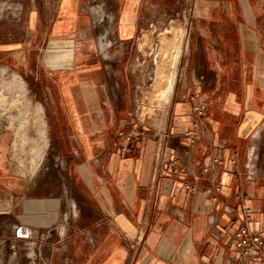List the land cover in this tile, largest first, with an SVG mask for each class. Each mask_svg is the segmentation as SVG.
<instances>
[{
	"label": "crops",
	"instance_id": "crops-1",
	"mask_svg": "<svg viewBox=\"0 0 264 264\" xmlns=\"http://www.w3.org/2000/svg\"><path fill=\"white\" fill-rule=\"evenodd\" d=\"M12 1L20 33L0 30V72L37 88L64 192L37 196L42 173L0 165V238L48 264H226L246 208L264 234V0ZM176 24L178 84L144 123L142 57Z\"/></svg>",
	"mask_w": 264,
	"mask_h": 264
},
{
	"label": "rangeland",
	"instance_id": "rangeland-1",
	"mask_svg": "<svg viewBox=\"0 0 264 264\" xmlns=\"http://www.w3.org/2000/svg\"><path fill=\"white\" fill-rule=\"evenodd\" d=\"M7 2L11 4L14 1L0 0V30H11L14 34H18L20 27L11 20H13V15L21 12V8L14 6L10 9L8 6L7 8L2 6L4 3L8 4ZM48 11H46L47 15ZM31 27L36 28L37 26L31 25ZM42 27L48 29L50 26L46 24ZM186 31V27L181 24L165 26V29L159 33L156 54L143 55L142 57L143 89L136 106L141 117L145 118L142 120L144 123L150 121L147 117L148 113L159 114L160 111H165L166 101L170 98L169 81L173 74H175L173 90L178 84ZM19 75L22 74L7 70L5 67L0 72V80L3 78V83L10 81L8 85H1L0 81V127L4 134L0 141V147L2 146L3 154H5V160H0V165L12 161L16 172L28 175L33 180H36L38 174L42 173V181L45 186L34 189V194L37 196L48 195L53 190L64 192L59 185L60 182L63 184L64 180L59 175V169L54 167L57 157L51 150L52 137L49 133L46 108L41 101H38L37 88H33L23 75L27 84L22 88H20L19 82L13 81L14 76H17L18 79ZM129 133L132 132L125 134ZM42 255L48 257L49 250H43ZM39 256L40 251L34 245H28L24 249L20 241L15 245L11 239L7 240L5 236L0 238V264H48L44 263Z\"/></svg>",
	"mask_w": 264,
	"mask_h": 264
},
{
	"label": "built area",
	"instance_id": "built-area-1",
	"mask_svg": "<svg viewBox=\"0 0 264 264\" xmlns=\"http://www.w3.org/2000/svg\"><path fill=\"white\" fill-rule=\"evenodd\" d=\"M206 108L207 103L204 101L193 104L194 128L199 127L200 118L204 116ZM184 136L189 137L192 143L196 142L199 137L197 133L191 135L189 132H184ZM136 137H140V133L132 132L124 135V139L129 143ZM214 161L219 164L222 163L219 158H214ZM205 169L208 170V167H205ZM181 171L185 172L186 169L182 167ZM189 187L195 189L194 185ZM245 221L246 223L240 225L233 233L232 246L235 254L231 256L226 264H264V234L250 227L252 209L249 207L245 209Z\"/></svg>",
	"mask_w": 264,
	"mask_h": 264
},
{
	"label": "bare ground",
	"instance_id": "bare-ground-1",
	"mask_svg": "<svg viewBox=\"0 0 264 264\" xmlns=\"http://www.w3.org/2000/svg\"><path fill=\"white\" fill-rule=\"evenodd\" d=\"M177 55V54H176ZM177 58H178V56H177ZM176 59V58H175ZM174 59V60H175ZM178 61V60H177ZM176 67H177V65H175ZM175 67V68H176ZM174 68V67H173ZM175 71H176V69H175ZM6 72V71H5ZM4 74V73H3ZM6 76V75H5ZM7 76H8V74H7ZM172 76V75H171ZM18 77H20V78H18L17 79V76H14V78H13V81H17V82H19L20 84V88H22L24 85H26L27 84V80L22 76V75H19ZM6 78V77H5ZM9 78H10V76H9ZM174 80H175V74H173V76H172V78H171V81H169L170 82V88H169V95H171L172 94V91H173V85H174ZM1 81V85H8V83H10V81H7V82H5V83H3V78L0 80ZM168 87H169V85H168ZM29 92H31V91H29ZM23 93V92H22ZM27 93V92H26ZM30 95V94H29ZM46 120V119H45ZM42 122V121H41ZM47 124V123H46ZM48 126V125H47ZM45 134V133H44ZM42 137V136H41ZM13 257H15V255H13Z\"/></svg>",
	"mask_w": 264,
	"mask_h": 264
},
{
	"label": "flooded vegetation",
	"instance_id": "flooded-vegetation-1",
	"mask_svg": "<svg viewBox=\"0 0 264 264\" xmlns=\"http://www.w3.org/2000/svg\"><path fill=\"white\" fill-rule=\"evenodd\" d=\"M206 112V111H205Z\"/></svg>",
	"mask_w": 264,
	"mask_h": 264
}]
</instances>
